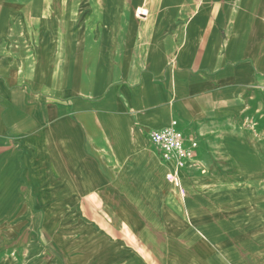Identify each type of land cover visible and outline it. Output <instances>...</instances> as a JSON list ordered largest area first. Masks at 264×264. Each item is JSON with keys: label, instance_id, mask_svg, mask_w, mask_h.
Returning <instances> with one entry per match:
<instances>
[{"label": "crops", "instance_id": "crops-1", "mask_svg": "<svg viewBox=\"0 0 264 264\" xmlns=\"http://www.w3.org/2000/svg\"><path fill=\"white\" fill-rule=\"evenodd\" d=\"M0 264H264V0H0Z\"/></svg>", "mask_w": 264, "mask_h": 264}, {"label": "built area", "instance_id": "built-area-1", "mask_svg": "<svg viewBox=\"0 0 264 264\" xmlns=\"http://www.w3.org/2000/svg\"><path fill=\"white\" fill-rule=\"evenodd\" d=\"M151 143L158 149L162 159H174L178 166L182 159H190L194 156L192 149L184 147V136L180 131L173 127L164 130L155 131L149 136ZM196 142L191 143L192 148L196 146Z\"/></svg>", "mask_w": 264, "mask_h": 264}]
</instances>
